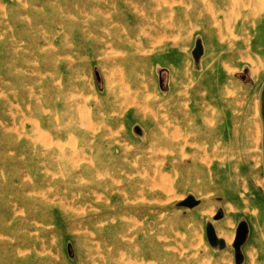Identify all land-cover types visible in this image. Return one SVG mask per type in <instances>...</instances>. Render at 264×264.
I'll return each instance as SVG.
<instances>
[{
  "label": "rangeland",
  "instance_id": "1",
  "mask_svg": "<svg viewBox=\"0 0 264 264\" xmlns=\"http://www.w3.org/2000/svg\"><path fill=\"white\" fill-rule=\"evenodd\" d=\"M263 199L264 0H0V264H264Z\"/></svg>",
  "mask_w": 264,
  "mask_h": 264
},
{
  "label": "water",
  "instance_id": "2",
  "mask_svg": "<svg viewBox=\"0 0 264 264\" xmlns=\"http://www.w3.org/2000/svg\"><path fill=\"white\" fill-rule=\"evenodd\" d=\"M203 52H204L203 44L200 40H198L195 48L193 49V56L197 63L199 62ZM136 130L138 131L139 127ZM219 217H220V214L216 218H219ZM247 236H248V226L245 222H240L237 227L236 237L233 243V246L235 249V258L238 263L242 259L243 255H242L241 247L243 243L246 241ZM207 237L212 246H219L221 248H224L226 246L225 239L220 238L217 235L215 227L211 222L207 224Z\"/></svg>",
  "mask_w": 264,
  "mask_h": 264
},
{
  "label": "bare ground",
  "instance_id": "3",
  "mask_svg": "<svg viewBox=\"0 0 264 264\" xmlns=\"http://www.w3.org/2000/svg\"><path fill=\"white\" fill-rule=\"evenodd\" d=\"M127 12H131V13H133L132 12V9L130 8V11H128L127 10ZM110 14V13H109ZM129 14V13H128ZM131 17H132V20L131 21H136L137 19H136V16L135 15H131ZM127 34L129 35V36H133V31H128L127 32ZM110 37V36H109ZM52 45V44H51ZM52 46H54V45H52ZM111 46V45H110ZM112 48V47H111ZM110 48V49H111ZM112 50H115V49H112ZM120 70V69H119ZM120 72V71H119ZM124 75V74H123ZM119 76H121V75H119ZM120 78V77H119ZM118 80V79H117ZM119 82V87H122L123 85H127V86H130L129 85V79L126 77V76H122L121 78H120V80H118ZM121 90V89H120ZM124 90V89H123ZM109 92H110V94L112 93L110 90H109ZM97 99V98H96ZM103 113V112H102ZM156 118V117H155ZM158 120V119H157ZM152 123V122H151ZM153 124V123H152ZM177 124V126L180 128V129H182L183 128V125H184V123L183 122H179V123H176ZM174 126V125H173ZM175 127V126H174ZM175 129V128H174ZM179 129V130H180ZM174 131V130H173ZM179 131H177V133H178ZM181 132V131H180ZM182 134V133H181ZM175 135V134H174ZM178 135V134H177ZM183 138V137H182ZM195 146H196V144H195V141H193L192 139H190L189 137L188 138H183V143L182 144H175L174 145V149H176V150H178L179 152H182V154L183 153H185V152H187V150H188V147H191V149H192V152L194 153L195 152V150H194V148H195ZM202 149V148H201ZM76 152V151H75ZM78 156L79 155H77V158H78ZM81 159V158H80ZM82 209V208H81ZM19 251V250H18ZM124 256V255H123ZM122 256V257H123ZM143 261V260H142ZM146 264H147V262H146Z\"/></svg>",
  "mask_w": 264,
  "mask_h": 264
},
{
  "label": "crops",
  "instance_id": "4",
  "mask_svg": "<svg viewBox=\"0 0 264 264\" xmlns=\"http://www.w3.org/2000/svg\"><path fill=\"white\" fill-rule=\"evenodd\" d=\"M255 196V195H254ZM252 195L250 194V196H249V199H251V201H252ZM250 206V205H249ZM261 208L263 209L262 211H263V213H264V199L262 200V202H261ZM251 210L249 209V212H250ZM215 227V226H214ZM260 227L261 228H264V221H263V225H260ZM216 230V229H215ZM217 232V231H216ZM217 235L220 237V238H223L222 237V235H219V233L217 232ZM224 239V238H223Z\"/></svg>",
  "mask_w": 264,
  "mask_h": 264
}]
</instances>
